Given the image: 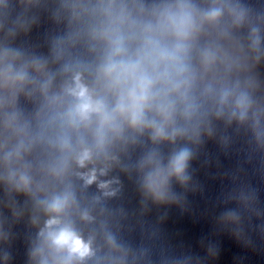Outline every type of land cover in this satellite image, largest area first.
Wrapping results in <instances>:
<instances>
[{
    "label": "clouds",
    "instance_id": "1",
    "mask_svg": "<svg viewBox=\"0 0 264 264\" xmlns=\"http://www.w3.org/2000/svg\"><path fill=\"white\" fill-rule=\"evenodd\" d=\"M78 92L75 94L83 101L80 105L77 107V112L82 118H86L88 113L93 111H99L100 107L94 106L91 102V100L88 98L87 95V89L83 86L78 85ZM145 97L141 95L139 100H143ZM139 108L140 105L137 103L135 106V110L132 114V122L136 123L139 119ZM90 158V155L87 151H85L79 158V164L81 166L84 165V162ZM187 159V153H182L175 161L174 164V171L176 174H180L183 171L184 168V162ZM96 179L95 174H91L88 179L87 183L91 184ZM101 187H105L104 184L100 185ZM158 183L156 180H153L152 187L153 190L158 189ZM69 204V197L65 196L63 199H57L53 202L51 205V211L60 213L62 212ZM86 218V217H85ZM59 223L56 219H51L48 221L49 226L55 225ZM51 241L52 244L56 247L57 250H66L69 259L72 258H78L80 260H83L85 257L89 256L91 253V248L89 243H85V241L76 233V231L73 230V228L70 225H65L62 227L58 232L51 233Z\"/></svg>",
    "mask_w": 264,
    "mask_h": 264
}]
</instances>
